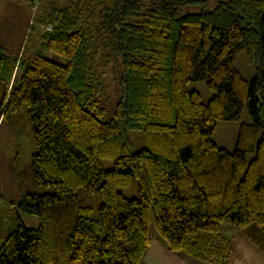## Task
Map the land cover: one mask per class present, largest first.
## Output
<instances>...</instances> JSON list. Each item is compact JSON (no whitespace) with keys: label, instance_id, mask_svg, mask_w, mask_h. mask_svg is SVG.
Returning <instances> with one entry per match:
<instances>
[{"label":"trees","instance_id":"16d2710c","mask_svg":"<svg viewBox=\"0 0 264 264\" xmlns=\"http://www.w3.org/2000/svg\"><path fill=\"white\" fill-rule=\"evenodd\" d=\"M36 12L23 46H0V119L25 107L34 181L51 190L7 200L14 216L0 207L12 223L0 264H139L152 219L169 251L199 263L229 264L227 222L264 253V0H38ZM244 104L228 150L216 124Z\"/></svg>","mask_w":264,"mask_h":264},{"label":"rangeland","instance_id":"374dc122","mask_svg":"<svg viewBox=\"0 0 264 264\" xmlns=\"http://www.w3.org/2000/svg\"><path fill=\"white\" fill-rule=\"evenodd\" d=\"M57 1L62 2L63 0ZM214 1L216 0H210V4ZM28 4L27 0H0V46L8 51H16L18 47L23 46L27 35L31 31L30 23L37 12L33 13L31 6ZM198 8H185V10H197ZM234 66L247 80H250L257 72V67L247 62L244 50H240L235 54ZM116 71L113 63L104 69L103 79L107 86L110 100H114L116 97ZM188 88L197 90L204 102L210 97L209 89L204 80L190 81ZM2 95L3 86L0 84V100ZM247 121H249V115L244 104L239 120H218L212 136L214 141L228 150L233 149L239 125L241 122ZM35 150L36 145L32 124L27 116L25 107L21 108L12 120L0 119V207H3L7 200L17 201L24 192L42 193L51 190L49 187L40 186L34 181L31 160ZM251 156L252 154L248 153L247 159H250ZM122 190L128 196L137 194V186L134 183L129 188ZM6 207L10 209L14 216L15 210L7 205ZM20 217L27 226H37L39 224V218L36 216L21 214ZM9 223L12 225L8 220L3 221L2 226H0L1 236H4L7 232ZM223 228V233L233 236V239L235 238L234 252L232 254L234 264L237 261L235 258H243L244 262L248 264L256 261L264 264V253L252 242L240 234L229 222L223 224ZM150 236L151 244L146 250L148 254L146 256L145 254L143 255L139 264H210L199 263L182 251H169L161 243L153 219L150 223ZM238 238L245 241L242 242L244 243L242 247L240 242H237ZM244 248L247 249L245 250ZM167 253H170V255ZM161 255L163 256L160 261L154 259V257H160Z\"/></svg>","mask_w":264,"mask_h":264},{"label":"crops","instance_id":"0c3cea01","mask_svg":"<svg viewBox=\"0 0 264 264\" xmlns=\"http://www.w3.org/2000/svg\"><path fill=\"white\" fill-rule=\"evenodd\" d=\"M237 242H240V245H241V247L244 245V243H242V242H245L244 241V239H241V238H238L237 239ZM245 250L247 249V248H244ZM233 252H234V250H233ZM233 252H232V254H233ZM148 253L146 252L145 253V256L147 255ZM167 254H169L170 255V253H167ZM163 255H161L160 257L159 256H156V257H154V259H156V261H160L161 260V257H162ZM239 257V256H238ZM176 259L178 260V258L176 257ZM235 259H237V261L235 262V264H248V263H245L244 262V259L243 258H235ZM240 260V261H239ZM251 263V262H250ZM249 263V264H250ZM229 264H234V257H233V255H231V259H230V262H229ZM252 264H263L262 262H259V261H256V262H253Z\"/></svg>","mask_w":264,"mask_h":264},{"label":"built area","instance_id":"2783aa9c","mask_svg":"<svg viewBox=\"0 0 264 264\" xmlns=\"http://www.w3.org/2000/svg\"><path fill=\"white\" fill-rule=\"evenodd\" d=\"M29 3L30 2H33V5H32V10H33V13L36 11V6H37V3H38V0H30L28 1ZM46 29H49V27H47Z\"/></svg>","mask_w":264,"mask_h":264}]
</instances>
